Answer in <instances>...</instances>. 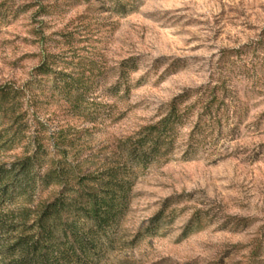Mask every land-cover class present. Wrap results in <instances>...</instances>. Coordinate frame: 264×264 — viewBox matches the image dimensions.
Instances as JSON below:
<instances>
[{"label":"rangeland","instance_id":"1","mask_svg":"<svg viewBox=\"0 0 264 264\" xmlns=\"http://www.w3.org/2000/svg\"><path fill=\"white\" fill-rule=\"evenodd\" d=\"M115 2L0 0V86L26 85L46 54L72 74L95 63L101 75L89 98L104 107L98 125L44 111L52 128L90 129L101 154L239 52L220 67L232 70L238 119L211 155L184 161L179 152L137 180L120 228L128 244L104 264H264V0H134L125 16ZM161 214L158 232L148 233Z\"/></svg>","mask_w":264,"mask_h":264},{"label":"trees","instance_id":"2","mask_svg":"<svg viewBox=\"0 0 264 264\" xmlns=\"http://www.w3.org/2000/svg\"><path fill=\"white\" fill-rule=\"evenodd\" d=\"M131 1L116 0L119 15L135 10ZM238 54L230 51L206 84L183 91L160 119L101 154L91 146L90 129L52 128L44 111L55 106V116L98 125L104 107L89 98L101 75L95 63L72 74L46 54L26 85H1L0 264H104L127 245L120 228L137 180L179 152L184 161L211 155L216 137L238 119L242 108L232 70H222ZM122 78L108 91L118 95ZM162 219L148 233H157Z\"/></svg>","mask_w":264,"mask_h":264}]
</instances>
